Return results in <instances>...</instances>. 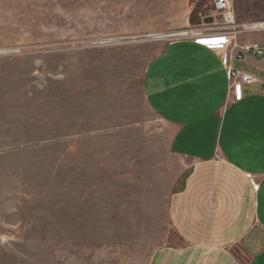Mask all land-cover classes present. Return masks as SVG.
Returning a JSON list of instances; mask_svg holds the SVG:
<instances>
[{
    "label": "rangeland",
    "instance_id": "374dc122",
    "mask_svg": "<svg viewBox=\"0 0 264 264\" xmlns=\"http://www.w3.org/2000/svg\"><path fill=\"white\" fill-rule=\"evenodd\" d=\"M233 2L240 43L264 49V0ZM210 11L0 0V264H148L178 242L168 201L187 164L144 74L163 45L214 29Z\"/></svg>",
    "mask_w": 264,
    "mask_h": 264
},
{
    "label": "crops",
    "instance_id": "0c3cea01",
    "mask_svg": "<svg viewBox=\"0 0 264 264\" xmlns=\"http://www.w3.org/2000/svg\"><path fill=\"white\" fill-rule=\"evenodd\" d=\"M160 50L145 70L144 95L187 171L168 201L178 242L148 264H264L263 86L245 87L237 101L223 60L201 41ZM230 64L264 82V55Z\"/></svg>",
    "mask_w": 264,
    "mask_h": 264
},
{
    "label": "built area",
    "instance_id": "2783aa9c",
    "mask_svg": "<svg viewBox=\"0 0 264 264\" xmlns=\"http://www.w3.org/2000/svg\"><path fill=\"white\" fill-rule=\"evenodd\" d=\"M207 1L211 8L210 13L213 14L212 18L215 20L218 17L222 21L214 23L215 28L211 29L210 32L205 34L191 33L186 36L187 39L203 37L199 41L208 49L215 51L223 60L228 75L229 92L235 95L237 101L243 99L245 87L261 84L264 90V82L252 75L236 70L230 64L233 59L244 60L247 56L261 57L264 55V49L259 44L240 45L238 43V35L241 31L236 28L233 0Z\"/></svg>",
    "mask_w": 264,
    "mask_h": 264
},
{
    "label": "water",
    "instance_id": "95a60500",
    "mask_svg": "<svg viewBox=\"0 0 264 264\" xmlns=\"http://www.w3.org/2000/svg\"><path fill=\"white\" fill-rule=\"evenodd\" d=\"M148 38H145L143 40H147ZM131 40L130 39H126V40H121L120 43H127V42H130Z\"/></svg>",
    "mask_w": 264,
    "mask_h": 264
}]
</instances>
